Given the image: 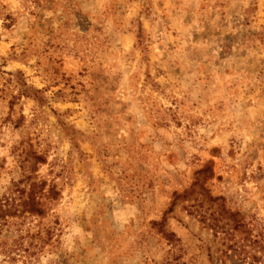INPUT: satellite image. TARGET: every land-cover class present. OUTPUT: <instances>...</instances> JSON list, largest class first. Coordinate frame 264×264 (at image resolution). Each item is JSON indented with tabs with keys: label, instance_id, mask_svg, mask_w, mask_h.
<instances>
[{
	"label": "rangeland",
	"instance_id": "rangeland-1",
	"mask_svg": "<svg viewBox=\"0 0 264 264\" xmlns=\"http://www.w3.org/2000/svg\"><path fill=\"white\" fill-rule=\"evenodd\" d=\"M0 264H264V0H0Z\"/></svg>",
	"mask_w": 264,
	"mask_h": 264
}]
</instances>
